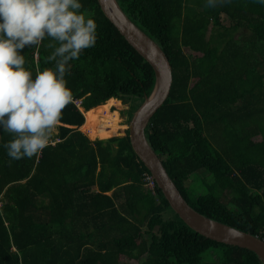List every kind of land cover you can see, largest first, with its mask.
<instances>
[{"label":"trees","instance_id":"trees-1","mask_svg":"<svg viewBox=\"0 0 264 264\" xmlns=\"http://www.w3.org/2000/svg\"><path fill=\"white\" fill-rule=\"evenodd\" d=\"M118 3L172 66L170 94L146 127L168 174L195 210L264 239V4ZM81 4L96 21L97 41L69 62L65 79L85 110L66 105L50 144L30 158L8 157L3 145L12 134L0 131V264H264L247 248L195 231L157 184L148 189L143 177L151 172L128 129L89 138L117 133L114 99H134L133 114L151 93L155 72L98 0ZM55 46L48 37L26 46L25 67L34 75L53 66ZM93 110L87 136L81 127ZM199 172L209 180L194 196L186 181ZM212 252L219 260L205 258Z\"/></svg>","mask_w":264,"mask_h":264},{"label":"clouds","instance_id":"clouds-1","mask_svg":"<svg viewBox=\"0 0 264 264\" xmlns=\"http://www.w3.org/2000/svg\"><path fill=\"white\" fill-rule=\"evenodd\" d=\"M218 2L205 0L208 7ZM81 9V0H0V131L12 134L3 147L13 160L47 147L73 101L65 79L69 62L97 41L96 21ZM45 37L56 42L48 56L55 63L33 75L22 50Z\"/></svg>","mask_w":264,"mask_h":264},{"label":"water","instance_id":"water-1","mask_svg":"<svg viewBox=\"0 0 264 264\" xmlns=\"http://www.w3.org/2000/svg\"><path fill=\"white\" fill-rule=\"evenodd\" d=\"M98 3L106 17L150 63L155 72V83L151 93L145 97L129 121V137L134 151L154 176L172 209L188 226L213 240L247 248L255 252L264 262L263 238L195 210L185 200L168 174L162 160L146 137V127L170 94L173 74L169 58L161 46L128 17L118 0H98Z\"/></svg>","mask_w":264,"mask_h":264},{"label":"rangeland","instance_id":"rangeland-1","mask_svg":"<svg viewBox=\"0 0 264 264\" xmlns=\"http://www.w3.org/2000/svg\"><path fill=\"white\" fill-rule=\"evenodd\" d=\"M223 16H224L223 17V23L225 25L229 26V23H230L229 20L227 19V17H225V15H223ZM179 23H181V21H179ZM238 35H239L238 38H240L241 37V33L238 34ZM37 57H38V55L35 56V59ZM262 58L263 57H261V60H262ZM261 64L262 65H260V70L264 67V61L263 60H262V63ZM79 100L82 101V99H79ZM73 102H74V99H73ZM134 102H135V100L134 99H130V98L129 99L128 98L127 99H116V98L114 99V102L111 104V107L109 108V111L112 112V113H115L119 117L118 118V120H119L118 125L120 127L119 130L117 131V133H115L114 135L109 136L107 138H92V137H90L88 135L92 131V129H93V126H92L91 122H92V119H93L94 114H95V111L94 110L91 111V112H89L88 114H86V119H85L84 124L81 127V130L85 134L87 133V136H89V138L91 140H95V139H108V138L113 137V136H123V135H125L126 134V130L128 129V126H129V121L132 118V117L130 118V116H131V114L133 112L132 111V105H133ZM79 108L81 110L82 109L84 110V107L82 106V103H81V106ZM87 115L90 116V118H88ZM253 139L255 141H259V140L262 139V136L261 135H257ZM205 177H208V175H207V173H203V172H199L198 174L193 173V174L190 175V177L186 181V185H187V188L190 190V193L192 195L197 196V195L202 194V193L205 192L206 186L203 184V180H202ZM207 179L209 180V177ZM228 198H229V195H224L223 196V199L225 201H228ZM205 258L206 259L212 258V259H215V260H219V256L215 252H212L211 253V256L207 255Z\"/></svg>","mask_w":264,"mask_h":264},{"label":"built area","instance_id":"built-area-1","mask_svg":"<svg viewBox=\"0 0 264 264\" xmlns=\"http://www.w3.org/2000/svg\"><path fill=\"white\" fill-rule=\"evenodd\" d=\"M36 56H37V54H36ZM74 102L78 105V107L81 106V103H82L81 100L74 99ZM143 182H144L145 186H147L149 189L151 188V190H153V192H154L157 182L151 173H148V172L144 173Z\"/></svg>","mask_w":264,"mask_h":264},{"label":"crops","instance_id":"crops-1","mask_svg":"<svg viewBox=\"0 0 264 264\" xmlns=\"http://www.w3.org/2000/svg\"><path fill=\"white\" fill-rule=\"evenodd\" d=\"M88 116V115H87ZM88 118H90V116H88Z\"/></svg>","mask_w":264,"mask_h":264},{"label":"bare ground","instance_id":"bare-ground-1","mask_svg":"<svg viewBox=\"0 0 264 264\" xmlns=\"http://www.w3.org/2000/svg\"><path fill=\"white\" fill-rule=\"evenodd\" d=\"M147 137V136H146ZM156 152V151H155Z\"/></svg>","mask_w":264,"mask_h":264}]
</instances>
